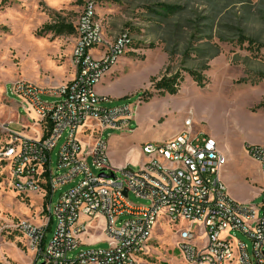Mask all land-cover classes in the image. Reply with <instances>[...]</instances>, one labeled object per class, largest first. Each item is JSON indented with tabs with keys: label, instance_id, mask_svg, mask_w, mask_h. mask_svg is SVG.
Instances as JSON below:
<instances>
[{
	"label": "rangeland",
	"instance_id": "rangeland-1",
	"mask_svg": "<svg viewBox=\"0 0 264 264\" xmlns=\"http://www.w3.org/2000/svg\"><path fill=\"white\" fill-rule=\"evenodd\" d=\"M86 1L96 5V20L104 39H114L127 32L130 47L136 50L124 55L137 62L136 69H128L130 71L126 73L127 76L130 73L131 77H137L136 90L128 97L111 99L110 103L103 105L133 104L139 100L138 94L142 92L152 94V97L148 101L140 99V105L133 108L129 122L123 126L102 130L94 126L91 128L94 130L91 138H88L90 132H81L78 139L83 145L90 148L96 139L105 141L108 158L114 167L137 170L143 162L148 161L142 147L163 142L169 133L167 129L184 128L185 118H190L192 122L190 137L206 135L212 138L211 133L217 135L223 129L232 130L228 140L230 151L224 165L227 171L222 174L223 183L237 201L260 203L261 199H253L250 195V181L256 176L254 163L246 149H240L238 143L244 135L242 127L245 123L252 122L257 118L258 110L264 109L257 107L264 103V0H0V127L11 122L10 129L30 138L37 135L38 124H33L22 111L19 106L22 101L11 93V86L21 79L40 89L51 90L72 76L74 33L57 35L38 32L44 24L73 26ZM162 4L174 7L175 12L167 18L158 15L162 11L159 5ZM150 45L154 47L150 48ZM213 45L218 46L220 54L208 62L209 69L203 72L207 83L200 88L183 69L199 71V65L205 63L206 57L213 51ZM165 48L174 52L171 60L164 52ZM93 50L90 55L96 59L100 52L96 48ZM149 51H160L167 56L156 74L158 54L146 57ZM145 57L146 60L140 64ZM166 69L168 77L179 73L184 78L174 96L158 95L152 86V78L158 79ZM149 75L154 76L147 84L143 77ZM226 89L229 95L250 98L247 100L250 105L247 108L246 104L242 108L233 105L235 101L225 98ZM183 103L185 110L175 112L174 107ZM161 104H166L174 112L169 125L164 124L168 121L164 119L158 121L159 125L149 123L145 129V124L138 119V112L147 108L154 110ZM27 124L28 128L25 127ZM4 139L0 134V148ZM212 139L217 143L216 139ZM62 142L63 139L59 140L52 151L53 169ZM88 163L92 172L97 174L91 159ZM62 190L53 195L49 203L51 207ZM45 196L46 192L40 189L26 194L11 189L7 167L0 163V264L42 263L43 257L37 258L25 235L11 227L24 221L36 227L43 225L46 219L43 211ZM128 198L133 204H147L132 193ZM260 215L259 211L256 217ZM80 220L84 221V218ZM101 226L102 223H98L87 228L90 237L84 239L88 242H83L79 249L108 247V239ZM181 226L182 223L175 225L160 216L140 263L186 264L178 248L180 239L176 228ZM49 227L46 242L55 230V220ZM194 231L197 232L196 229ZM84 233L80 234L81 238ZM224 235L221 233V236ZM227 235L231 238L230 242L243 241L250 252L251 243L242 233L229 231Z\"/></svg>",
	"mask_w": 264,
	"mask_h": 264
},
{
	"label": "built area",
	"instance_id": "built-area-1",
	"mask_svg": "<svg viewBox=\"0 0 264 264\" xmlns=\"http://www.w3.org/2000/svg\"><path fill=\"white\" fill-rule=\"evenodd\" d=\"M73 27L74 76L70 82L51 90L21 79L11 86V93L22 101V111L37 118L32 120L40 124L41 134L25 137L9 128L11 122L2 125L0 134L5 139L0 163L7 167L11 189L20 194L44 190L47 201L43 225L24 221L11 229L25 235L37 258L43 257V264H141L153 228L162 216L166 222L183 224L176 229L186 264H264V145L246 147L263 177L262 200L257 204L240 203L227 194L220 179L226 157L212 138L190 137V118L173 138L144 145L142 153L148 161L137 170L114 167L105 141L96 139L87 148L77 135L87 121L100 130L129 122L140 98L133 104L105 107L111 99L98 95L95 87L126 52L136 50L130 47L127 32L104 39L92 1L83 4ZM94 48L101 52L96 59L90 55ZM61 139L53 169L52 151ZM90 159L97 174L92 172ZM58 190L62 191L51 207ZM130 193L147 204L131 203ZM97 216L104 218L102 232L108 247L79 249L83 245L80 234ZM53 220L55 230L46 242ZM229 231L247 237L250 252L243 241L230 242Z\"/></svg>",
	"mask_w": 264,
	"mask_h": 264
},
{
	"label": "crops",
	"instance_id": "crops-1",
	"mask_svg": "<svg viewBox=\"0 0 264 264\" xmlns=\"http://www.w3.org/2000/svg\"><path fill=\"white\" fill-rule=\"evenodd\" d=\"M93 52H94V50L90 51V53H93ZM154 54H158V59H159L158 66L156 67V70H155V74H156L162 68L164 63L166 62L167 56H166V54H163L160 51L159 52H156V51L155 52H150L149 51V53L146 54V57L148 55L152 56ZM100 55H101V52H100ZM146 57L144 58L143 61H141L140 64H143V62L146 60ZM136 67H137V62L135 63L133 60H131L130 57L129 58L126 57V56L121 57L117 61L116 65H114L111 68L109 73L106 74L105 77L101 80V82L95 87L96 93L98 95H101V96H104V97H108L110 99H117V98L118 99H123L125 97H128L129 95H132L131 94V93H133L132 91L137 87L136 82H137L138 79H137V77H131L132 74H130V73L127 76L126 73H128L130 70H135ZM128 69H130V70L127 71ZM154 75H149V76L143 77V79L145 78L146 83L148 84V82L150 81V79ZM73 76H74V70H73L72 76L66 82L62 83L61 85H64V84L70 82L73 79ZM139 80L141 81V79H139ZM60 86L58 85L57 88L60 87ZM225 91L227 93L225 98L227 100H229V101H235L233 105L240 106L241 108L245 107V104H246V108H247V106L250 105V103L247 104V100H249L250 98L241 97V96H235L233 94L229 95L228 90L226 89ZM43 99L52 100L53 98L48 97V96H43ZM183 110H185V104L184 103L181 104L180 106L177 105V106L174 107V111L175 112H180V111H183ZM258 111H260V112L259 113L257 112L258 113L257 118L253 119L252 122H250V123H245L244 127H242L244 135H243L242 138L239 139L238 147L240 149L241 148L242 149H246V147L248 145H264V109H259ZM173 116H174V112H171V110L168 108V106L166 104H161V105L155 107L154 110L147 108V109H144L142 111L140 110L138 112V119H139V121H141V122H143L145 124V129H146V127H147V125L149 123H154L155 122L157 125H159L158 121L164 120V119L168 120V121H166L164 123L165 125L168 126L169 122H170L169 119L172 118ZM28 118H30L29 120H31L33 124H36V122L32 120V119L37 120V118L35 117V115L33 113L29 114ZM89 122H93V121H87L80 128L79 133L77 135V138H78V136H79V134L81 132L83 133L84 130L90 132L88 134V136H89L88 138L93 137V132L94 131L91 128H93L94 126L96 127V125L95 124H93V125L89 124ZM37 124L38 125L36 127H38V130L36 131L37 135L34 136L35 138L39 137L40 124L39 123H37ZM27 125L26 126L23 125V126L28 128L29 125L28 126ZM88 129H91V131L88 130ZM182 129H183L182 127H179V128L172 127L170 129H167V131L169 133L166 134L165 140L173 138L180 131H182ZM170 130H173V131L170 132ZM40 134H41V131H40ZM231 135H232V130H228V129L227 130L226 129L221 130L217 135L214 134V133H211V137L216 139V141H217L216 144H217L218 151L222 155H224L225 157L227 155H229V151H230L229 150L230 149L229 145H230V143L228 144V140L230 139ZM203 136H206V135H203ZM80 143L82 144V146H84L83 142L80 141ZM252 162L254 163V166H255V169H256V176H253L252 180L250 181V183H251V187H250L251 194L250 195H251V197H253V199H261L262 200L261 187L263 186V177H262V175L260 173L259 165L253 160H252ZM143 164H144V162H143ZM226 171H227V168H224V167L220 171V179H221L222 182H223L222 174L226 173ZM224 186L226 188L225 184H224ZM226 192L233 200L237 201L230 194V192H229V190H227V188H226ZM237 202L245 203L246 201H237ZM98 223H102L101 227H103L104 218L101 217V216H97L95 221L93 222V224L91 223L88 227H93V225H96ZM88 237H90V233L86 229V231L84 233V237L81 238L79 236V238L81 240V243H83V242L85 243L86 240H84V239L85 238L87 239ZM86 242H88V241H86Z\"/></svg>",
	"mask_w": 264,
	"mask_h": 264
},
{
	"label": "trees",
	"instance_id": "trees-1",
	"mask_svg": "<svg viewBox=\"0 0 264 264\" xmlns=\"http://www.w3.org/2000/svg\"><path fill=\"white\" fill-rule=\"evenodd\" d=\"M160 9L162 10L161 12H158L157 14L167 18V16L169 14H171L172 12H175V8L172 6H167V5H159ZM42 32H52L54 34L60 35L64 32H67L69 34L74 33V27L70 24H63V23H56L53 25H49V24H44L41 28V30L38 32V34H41ZM243 43V42H242ZM150 48H153V45L149 46ZM213 51L206 57V61L205 63H202L201 65H199V71L196 70H191V69H183L184 72H187L188 75L193 79V81L196 83V85L200 88H203L206 83L207 80L203 75L204 71H207L209 69L208 66V62L212 59H214L215 57H217L220 54V49L218 48V46L213 45L212 47ZM164 52L167 54L168 59L171 60L174 52L172 50H169L167 48L164 49ZM185 62V61H184ZM168 69L165 70V74H163L161 77L157 78H152L151 82H152V86L154 91H156L158 93V95H170V96H174L178 93L180 86L183 82V77L182 75H180L179 73H176L174 75L171 76H167L166 74ZM238 82H243V80H239ZM140 97V99H143L144 101H148L151 97L152 94H146L144 92L139 93L138 94ZM258 108H262L264 107V103H260L258 106ZM46 200L44 201V207L46 204ZM43 211H45V209H43Z\"/></svg>",
	"mask_w": 264,
	"mask_h": 264
},
{
	"label": "water",
	"instance_id": "water-1",
	"mask_svg": "<svg viewBox=\"0 0 264 264\" xmlns=\"http://www.w3.org/2000/svg\"><path fill=\"white\" fill-rule=\"evenodd\" d=\"M124 195H126V192H124ZM41 264H43V263H41Z\"/></svg>",
	"mask_w": 264,
	"mask_h": 264
}]
</instances>
